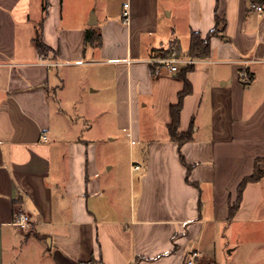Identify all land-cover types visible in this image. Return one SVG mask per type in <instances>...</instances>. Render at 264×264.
Listing matches in <instances>:
<instances>
[{
    "label": "crops",
    "instance_id": "obj_1",
    "mask_svg": "<svg viewBox=\"0 0 264 264\" xmlns=\"http://www.w3.org/2000/svg\"><path fill=\"white\" fill-rule=\"evenodd\" d=\"M253 3L264 0H49L50 68L36 43L43 0H0V264H220L223 226L264 220V178L230 219L264 158V12ZM217 17L226 30L209 58L152 74L156 50L175 41L188 55ZM184 77L179 133L193 137L181 145L170 125ZM105 120L129 136L126 172L114 146L84 135Z\"/></svg>",
    "mask_w": 264,
    "mask_h": 264
},
{
    "label": "rangeland",
    "instance_id": "obj_2",
    "mask_svg": "<svg viewBox=\"0 0 264 264\" xmlns=\"http://www.w3.org/2000/svg\"><path fill=\"white\" fill-rule=\"evenodd\" d=\"M103 124H94V130L90 134H84L86 138H91L99 143L107 141L106 146H114L117 151V164L124 168L130 165V144L128 134H116L117 128L113 122L105 120ZM111 131L112 134L105 132ZM107 132V133H108ZM105 133V134H104ZM118 137V141H108L111 138ZM110 151V150H109ZM226 226V225H225ZM224 234L217 242L216 252L220 264H264V220L262 222H249L232 224L225 229ZM238 247L237 250H233ZM34 264V262H32ZM38 264H48V262H39Z\"/></svg>",
    "mask_w": 264,
    "mask_h": 264
},
{
    "label": "trees",
    "instance_id": "obj_3",
    "mask_svg": "<svg viewBox=\"0 0 264 264\" xmlns=\"http://www.w3.org/2000/svg\"><path fill=\"white\" fill-rule=\"evenodd\" d=\"M49 7V0H43V10H44V17L43 21L39 26L38 36L36 38V43L40 53L49 54L51 49L43 43L42 40V30H43V23L47 16V11ZM226 30V23L225 20L220 19L217 17V25L216 27L208 34L207 37H203L200 33H192L191 35V42L190 48L188 52V56L193 58H209L211 55V40L215 36H222L224 37ZM86 43L87 45H102V36L96 32L95 30H88L86 34ZM191 69L190 67L186 70ZM185 87L182 92L179 94V100L177 104L171 106V114H172V124L170 125V132L171 138L173 141L178 142L179 144H184L185 142L192 139V134H182L179 133V126H180V114L184 103V98L192 92V87L189 81L184 77ZM184 160V158H183ZM185 161V160H184ZM264 178V158H257L255 160V169L254 173L245 178L241 185L239 186L238 190V199L237 201L231 205L230 209V219H233L236 212L238 211L242 198L243 192L247 184L249 183H257L260 182Z\"/></svg>",
    "mask_w": 264,
    "mask_h": 264
},
{
    "label": "built area",
    "instance_id": "obj_4",
    "mask_svg": "<svg viewBox=\"0 0 264 264\" xmlns=\"http://www.w3.org/2000/svg\"><path fill=\"white\" fill-rule=\"evenodd\" d=\"M252 8L256 9L260 14L264 12V5L253 3ZM124 23L129 24L130 21V12L129 5H125L124 10ZM41 59L46 63V65L50 68L56 67L59 65L57 62L47 61L45 57V53L42 54ZM149 66L151 67L152 74L154 76H160L164 73L176 74L179 73L184 68L193 67L201 62H203L202 58H193L188 55H184L180 52L178 44L173 41L168 46L161 47L156 50L152 56L147 60ZM249 61L245 62L248 63ZM241 78L245 82L250 81V74L243 69L240 72ZM43 139L46 140L47 137L43 136ZM139 169V166L135 167ZM16 225L25 231H29L31 229V220L27 213H21L17 215ZM199 257L198 254H194L192 258L189 260L188 264H196V259Z\"/></svg>",
    "mask_w": 264,
    "mask_h": 264
}]
</instances>
